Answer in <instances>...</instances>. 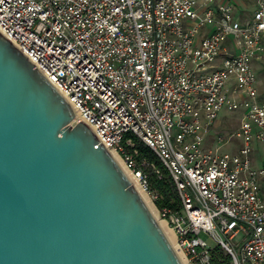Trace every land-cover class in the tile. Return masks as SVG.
<instances>
[{
	"label": "built area",
	"instance_id": "2783aa9c",
	"mask_svg": "<svg viewBox=\"0 0 264 264\" xmlns=\"http://www.w3.org/2000/svg\"><path fill=\"white\" fill-rule=\"evenodd\" d=\"M236 7L0 0L2 35L64 94L70 124L82 119L95 147L115 149L153 203L149 174H163L122 139L136 137L160 160L175 206L156 208L191 264H264V99L254 72L264 58V0L249 14ZM223 108L237 116H219Z\"/></svg>",
	"mask_w": 264,
	"mask_h": 264
},
{
	"label": "water",
	"instance_id": "95a60500",
	"mask_svg": "<svg viewBox=\"0 0 264 264\" xmlns=\"http://www.w3.org/2000/svg\"><path fill=\"white\" fill-rule=\"evenodd\" d=\"M0 33V264H182L124 172Z\"/></svg>",
	"mask_w": 264,
	"mask_h": 264
},
{
	"label": "trees",
	"instance_id": "16d2710c",
	"mask_svg": "<svg viewBox=\"0 0 264 264\" xmlns=\"http://www.w3.org/2000/svg\"><path fill=\"white\" fill-rule=\"evenodd\" d=\"M127 134L123 139L122 143L128 148L129 151L136 150L137 158L146 157V159L153 163L155 166L160 168L163 177L157 178L153 173L149 174V182H150V190L157 194V198L154 199V203L156 207L160 208L163 205H169L171 207L175 206V193L173 191V187L169 183L167 178V171L162 166L160 160L157 156L149 149L143 142L139 141L136 137L131 136L130 143H127ZM174 199V200H173ZM217 254L220 255L224 261H227V257L223 255L219 250H216Z\"/></svg>",
	"mask_w": 264,
	"mask_h": 264
},
{
	"label": "bare ground",
	"instance_id": "6f19581e",
	"mask_svg": "<svg viewBox=\"0 0 264 264\" xmlns=\"http://www.w3.org/2000/svg\"><path fill=\"white\" fill-rule=\"evenodd\" d=\"M1 33V31H0ZM2 34V33H1ZM55 87V86H54ZM60 94L64 96V94L55 87ZM66 100V99H65ZM67 101V100H66ZM68 102V101H67ZM69 104V103H68ZM70 105V104H69ZM71 106V105H70ZM82 120V119H80ZM83 121V120H82ZM85 124L86 122L83 121ZM87 125V124H86ZM90 129L91 127L87 125ZM92 130V129H91ZM109 152L110 156L114 159V161L117 163V165L121 168V170L124 172L128 180L131 182L137 193L140 195L146 206L148 207L149 211L151 212L152 216L166 235L167 239L169 240L171 246L173 247L178 259L182 264H191L186 256L184 255L183 251L177 246L176 243V236L173 228L168 224L167 220L163 217L159 216L158 210L156 206L154 205L149 193L144 189V187L141 185L139 179L134 175V173L126 166L123 158L120 156V154L113 148H106Z\"/></svg>",
	"mask_w": 264,
	"mask_h": 264
},
{
	"label": "rangeland",
	"instance_id": "374dc122",
	"mask_svg": "<svg viewBox=\"0 0 264 264\" xmlns=\"http://www.w3.org/2000/svg\"><path fill=\"white\" fill-rule=\"evenodd\" d=\"M254 72L257 76V85H259L261 87L262 90H264V63L262 64L261 62L255 63L254 65ZM228 116V117H232L234 118L235 116H237V112L234 110H226V109H222L219 112V116ZM236 126V121L234 122H229L227 123L225 126H221L220 128L223 129H232L233 127ZM259 145H257L258 147ZM226 151H232L230 148H224ZM254 165L260 166L261 163H255ZM150 195V194H149ZM151 197V195H150ZM152 199V197H151ZM153 201V199H152ZM207 242L211 245L213 244V241L211 239H208Z\"/></svg>",
	"mask_w": 264,
	"mask_h": 264
},
{
	"label": "crops",
	"instance_id": "0c3cea01",
	"mask_svg": "<svg viewBox=\"0 0 264 264\" xmlns=\"http://www.w3.org/2000/svg\"><path fill=\"white\" fill-rule=\"evenodd\" d=\"M255 0H236L237 4V13L239 14H249L251 13L253 7H254ZM258 63V62H257ZM261 63H264V58L261 61ZM261 92H262V97L264 99V90L261 89L259 86Z\"/></svg>",
	"mask_w": 264,
	"mask_h": 264
}]
</instances>
